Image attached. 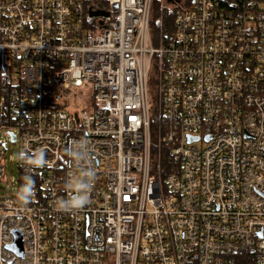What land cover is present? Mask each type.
<instances>
[{
  "label": "built area",
  "instance_id": "1",
  "mask_svg": "<svg viewBox=\"0 0 264 264\" xmlns=\"http://www.w3.org/2000/svg\"><path fill=\"white\" fill-rule=\"evenodd\" d=\"M154 1L0 0V264H264V0Z\"/></svg>",
  "mask_w": 264,
  "mask_h": 264
},
{
  "label": "rangeland",
  "instance_id": "2",
  "mask_svg": "<svg viewBox=\"0 0 264 264\" xmlns=\"http://www.w3.org/2000/svg\"><path fill=\"white\" fill-rule=\"evenodd\" d=\"M155 3H156L155 5H154V3L152 4L151 16H150L151 19H152V15L155 14L153 11L156 8L159 11L160 10H162V11L166 10V13H169V6H170L168 4L169 2L166 3V1L162 2L161 0H156ZM167 4H168V7H167ZM151 35H152V38L154 39L155 38V32H154V30H152V27H151ZM157 88H158V73H157V68L153 64L152 67L150 68V71L148 74V80H147L148 95H149L150 100L153 102H154L156 95H157ZM74 91L75 92H73V94H75L74 100L76 103V109L79 110L83 106L89 107L92 100H93V98H92V95H93L92 87L90 86L87 88L86 87L76 88V89H74ZM68 100H65V102H68ZM5 155H6V161H5L6 165H5L4 171H5L6 175L8 177H10L12 175L16 176V174H17L16 165H17L18 156H19L18 145L13 144L11 142H8ZM9 158H11L12 161H10ZM163 172L165 174L167 172V170L163 169ZM6 193L7 192L4 189V184L0 182V194H6Z\"/></svg>",
  "mask_w": 264,
  "mask_h": 264
},
{
  "label": "clouds",
  "instance_id": "3",
  "mask_svg": "<svg viewBox=\"0 0 264 264\" xmlns=\"http://www.w3.org/2000/svg\"><path fill=\"white\" fill-rule=\"evenodd\" d=\"M86 141L81 140L77 143L76 147H69L66 151L68 154L74 158L75 160H81L82 157V150L86 148ZM40 160L43 161V153L40 154ZM91 172H88V176L91 177ZM33 181L31 179V176L27 177V182L25 185V195L22 197V199L25 201V203L28 201L29 197L32 195L33 188H32ZM87 186V185H85Z\"/></svg>",
  "mask_w": 264,
  "mask_h": 264
},
{
  "label": "trees",
  "instance_id": "4",
  "mask_svg": "<svg viewBox=\"0 0 264 264\" xmlns=\"http://www.w3.org/2000/svg\"><path fill=\"white\" fill-rule=\"evenodd\" d=\"M155 1H154V5H155ZM166 9V8H165ZM162 10H158L157 8L154 9V15H152V19H151V27L152 30H154L155 35L157 34V31L159 30V26H160V22H161V16L163 18V23L165 24L166 22H168L171 19V13L169 12L167 15L163 14L161 12Z\"/></svg>",
  "mask_w": 264,
  "mask_h": 264
},
{
  "label": "water",
  "instance_id": "5",
  "mask_svg": "<svg viewBox=\"0 0 264 264\" xmlns=\"http://www.w3.org/2000/svg\"><path fill=\"white\" fill-rule=\"evenodd\" d=\"M197 139V137L191 138L189 137L188 140H195ZM16 239H15V243H14V248L15 250H17L20 254H22V249H21V238H20V234L18 232H16L15 234Z\"/></svg>",
  "mask_w": 264,
  "mask_h": 264
}]
</instances>
